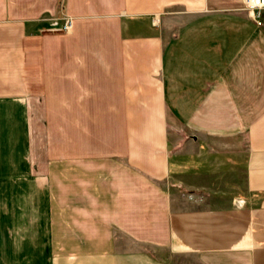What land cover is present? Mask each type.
Listing matches in <instances>:
<instances>
[{"label": "crops", "instance_id": "obj_1", "mask_svg": "<svg viewBox=\"0 0 264 264\" xmlns=\"http://www.w3.org/2000/svg\"><path fill=\"white\" fill-rule=\"evenodd\" d=\"M260 14L0 0V264H264ZM181 188L242 192L199 207Z\"/></svg>", "mask_w": 264, "mask_h": 264}, {"label": "rangeland", "instance_id": "obj_2", "mask_svg": "<svg viewBox=\"0 0 264 264\" xmlns=\"http://www.w3.org/2000/svg\"><path fill=\"white\" fill-rule=\"evenodd\" d=\"M230 176L234 178H230L228 181V184L225 186H233V185H241L240 184V175L238 173L236 175L231 174ZM237 176V177H235ZM235 179L236 182L235 183ZM224 184V183H223ZM180 196L182 198H185V200L192 201L195 206L202 207L204 205H208V203H214V204H219L222 202H226L228 199V196L234 195L236 196L238 193L240 194L242 191L239 189H224L220 191H212V190H190L186 191L185 189L181 188L179 190ZM210 195V196H209ZM165 258L168 260L170 264H194L195 263V257L187 254H179V255H174L171 254L170 256L166 255Z\"/></svg>", "mask_w": 264, "mask_h": 264}, {"label": "built area", "instance_id": "obj_3", "mask_svg": "<svg viewBox=\"0 0 264 264\" xmlns=\"http://www.w3.org/2000/svg\"><path fill=\"white\" fill-rule=\"evenodd\" d=\"M243 7L248 13L254 17H258L261 10L264 8V0H241ZM48 30L52 32L63 33L68 31L71 27V19L69 16L49 17Z\"/></svg>", "mask_w": 264, "mask_h": 264}, {"label": "trees", "instance_id": "obj_4", "mask_svg": "<svg viewBox=\"0 0 264 264\" xmlns=\"http://www.w3.org/2000/svg\"><path fill=\"white\" fill-rule=\"evenodd\" d=\"M64 0H56V7L57 9H62Z\"/></svg>", "mask_w": 264, "mask_h": 264}]
</instances>
